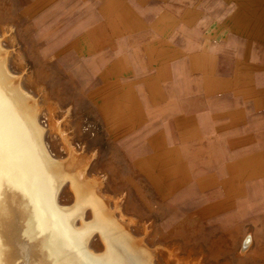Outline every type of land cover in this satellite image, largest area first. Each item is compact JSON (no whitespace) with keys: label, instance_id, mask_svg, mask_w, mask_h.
<instances>
[{"label":"crops","instance_id":"obj_1","mask_svg":"<svg viewBox=\"0 0 264 264\" xmlns=\"http://www.w3.org/2000/svg\"><path fill=\"white\" fill-rule=\"evenodd\" d=\"M9 6L84 88L142 198L219 231L264 224V0Z\"/></svg>","mask_w":264,"mask_h":264},{"label":"bare ground","instance_id":"obj_2","mask_svg":"<svg viewBox=\"0 0 264 264\" xmlns=\"http://www.w3.org/2000/svg\"><path fill=\"white\" fill-rule=\"evenodd\" d=\"M7 32L0 38V264H154V250L128 226L136 218L126 219L122 197L105 196L101 177H89L95 153L78 152L67 121L55 117L54 104L46 107L50 125L67 158L51 157L37 121L43 106L24 90L23 73L15 75L9 68L11 51L3 44ZM65 181L77 197L71 207L58 199ZM87 208L94 215L90 221L85 220ZM95 233L103 244L99 251L90 246ZM175 257L169 264H175Z\"/></svg>","mask_w":264,"mask_h":264},{"label":"rangeland","instance_id":"obj_3","mask_svg":"<svg viewBox=\"0 0 264 264\" xmlns=\"http://www.w3.org/2000/svg\"><path fill=\"white\" fill-rule=\"evenodd\" d=\"M9 3L10 0H0V38H3L5 29L6 32L9 30L8 39H3L4 47L11 51L9 68L15 75L23 73L24 90L43 106L37 121L51 157L57 161L67 158L62 139L50 125V112L46 107L54 104L59 109L55 117L67 121L64 125L69 129L78 152L88 156L95 153L88 167L89 177H101L105 196L122 197V210L126 219H137H133L135 221L128 226H131L135 236L144 237V242L154 250V264H169L171 257L175 256L179 259H172L175 264H264V224L258 225L256 222L255 225H244V230L234 228L223 231L211 224L191 225L183 214H169L157 200L141 197V191L139 193L135 188L137 185L145 191V185L134 174H130L118 145L110 142L101 120L93 118L87 96L82 93L84 88L77 86L69 77L62 76L60 66L53 59L47 61L43 49H40L37 32L29 28L30 23L24 21L22 8L9 6ZM66 110L70 112L69 115ZM146 194L150 195L149 192ZM58 199L63 206L74 205L77 197L70 181L63 183ZM109 205L114 209L112 199ZM91 211V208H87L86 221L93 219ZM145 226L149 227L147 234ZM250 233L253 234V242L245 245L244 240ZM90 246L97 251L103 248L98 233L92 236ZM171 254L173 256L168 257Z\"/></svg>","mask_w":264,"mask_h":264},{"label":"water","instance_id":"obj_4","mask_svg":"<svg viewBox=\"0 0 264 264\" xmlns=\"http://www.w3.org/2000/svg\"><path fill=\"white\" fill-rule=\"evenodd\" d=\"M248 237H249V236H248ZM248 237H247V238H248Z\"/></svg>","mask_w":264,"mask_h":264}]
</instances>
